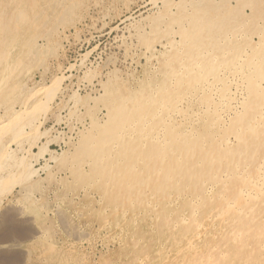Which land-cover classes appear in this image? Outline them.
I'll use <instances>...</instances> for the list:
<instances>
[{"label":"rangeland","instance_id":"374dc122","mask_svg":"<svg viewBox=\"0 0 264 264\" xmlns=\"http://www.w3.org/2000/svg\"><path fill=\"white\" fill-rule=\"evenodd\" d=\"M27 1H0V264H264V230L256 241L260 228L247 218L236 242L209 219L197 237L177 233L184 199L129 207L80 147L107 124L113 98L142 89L165 57L222 62L225 75L238 68L235 56L264 43V0ZM58 15L68 18L58 23ZM229 80L223 120L243 92L240 79ZM214 192L213 207L222 198Z\"/></svg>","mask_w":264,"mask_h":264},{"label":"bare ground","instance_id":"6f19581e","mask_svg":"<svg viewBox=\"0 0 264 264\" xmlns=\"http://www.w3.org/2000/svg\"><path fill=\"white\" fill-rule=\"evenodd\" d=\"M0 1L5 5L20 2ZM22 10L21 4L13 7L10 19L19 18ZM2 15L7 18L6 14ZM61 17L57 16V22ZM200 20L194 19V27ZM186 38L190 42V30ZM248 52L235 56L234 65L238 68H231L228 75L222 72V62L211 65L197 58L176 61L172 56L165 57L162 66L156 70V77L147 78L142 89L113 98L107 124L100 128L96 126L95 137L85 136L80 147L85 156L92 159L94 172L114 185L118 200L127 202L130 207L138 199L143 201V211H146L152 210L154 203L161 204L162 208L168 203L173 204L174 198L175 201L182 198L187 213L184 216L187 217L176 219L177 233L197 237L209 225V219L210 224H226L225 234H231L229 238L236 242L246 224L243 219L247 218L252 227L260 228L255 233L256 241L261 237L259 234L264 230V43ZM231 76L234 80L240 79L242 84L237 89L243 92L235 102L240 106L223 120L222 116L231 108L232 93L228 88L232 84ZM107 93L113 94L112 89ZM11 120L14 119L7 122L9 129L15 125ZM217 187L222 198L213 207L215 203H211L207 195ZM199 213L204 219L198 216ZM226 214H235V217L225 223Z\"/></svg>","mask_w":264,"mask_h":264}]
</instances>
